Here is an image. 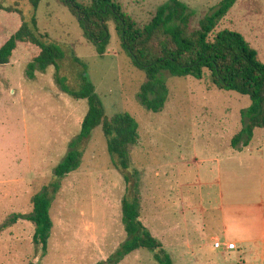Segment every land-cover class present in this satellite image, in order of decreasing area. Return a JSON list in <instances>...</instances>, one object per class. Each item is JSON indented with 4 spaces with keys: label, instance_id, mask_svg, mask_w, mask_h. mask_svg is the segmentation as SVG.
Here are the masks:
<instances>
[{
    "label": "rangeland",
    "instance_id": "rangeland-1",
    "mask_svg": "<svg viewBox=\"0 0 264 264\" xmlns=\"http://www.w3.org/2000/svg\"><path fill=\"white\" fill-rule=\"evenodd\" d=\"M167 1L118 0L139 27ZM180 1L193 12L196 28L222 0ZM36 18L40 34L71 49L86 66L106 116L127 114L137 123L139 141L130 158L139 177L142 224L174 264H221L213 237L234 243L212 233L219 229L223 205L264 203V129L253 131L241 156L231 147L249 98L217 90L208 73L196 80L164 72L160 78L167 101L160 112H148L138 98L145 75L121 50L112 26L110 44L99 56L77 20L56 0H41ZM19 24L16 15L0 11V45ZM222 30L241 34L264 64V0H238L214 32ZM35 52L19 46L10 64L0 67V264H98L126 240L121 223L125 184L100 127L85 143L79 169L61 181L52 200L53 229L44 257L33 243V225L22 219L32 211V198L51 182L87 112L85 100L59 90L53 67L36 72L32 80L26 76ZM66 59L65 73L70 64ZM201 240L212 247L199 249ZM245 249L238 264L264 263V245ZM238 257L234 253L231 260ZM120 264L157 263L140 249Z\"/></svg>",
    "mask_w": 264,
    "mask_h": 264
},
{
    "label": "trees",
    "instance_id": "trees-1",
    "mask_svg": "<svg viewBox=\"0 0 264 264\" xmlns=\"http://www.w3.org/2000/svg\"><path fill=\"white\" fill-rule=\"evenodd\" d=\"M77 20L85 39L103 56L110 44L113 27L121 50L131 64L145 75L138 98L148 112H160L167 101L162 73L177 78L202 80L205 73L219 91L234 92L251 101L241 111V130L231 141L240 152L248 145L255 129H264V64L243 36L230 30L214 32L238 0H222L217 8L192 28L193 12L180 0H168L159 6L150 22L139 27L122 9L118 0H56ZM41 0H0V11L16 15L18 28L0 45V67L10 64L19 46L36 49L27 65L26 76L54 68V82L59 90L74 100H85L87 112L79 134L70 141L69 150L55 167L48 186L32 198V211L22 219L34 227L33 243L44 257L53 229L50 207L61 181L79 169L85 143L97 128L106 140L114 169L121 175L125 193L121 200V223L126 240L106 261L120 264L129 254L144 249L157 264H174L162 243L140 221L138 172L131 167L130 152L139 141L138 125L127 114L108 118L103 104L87 79L86 66L71 49L54 42L37 29L36 12ZM26 5V6H24ZM69 59L64 71L63 62ZM20 217V216H18Z\"/></svg>",
    "mask_w": 264,
    "mask_h": 264
},
{
    "label": "crops",
    "instance_id": "crops-1",
    "mask_svg": "<svg viewBox=\"0 0 264 264\" xmlns=\"http://www.w3.org/2000/svg\"><path fill=\"white\" fill-rule=\"evenodd\" d=\"M242 155V151H235L236 154ZM241 165V163L239 164ZM229 175V174H228ZM220 199H223V194L219 195ZM221 215V223H219V229H215L212 233L222 234V237L226 241L234 242L235 249L228 250L227 243L220 241L219 237H213L216 240L213 246L217 255L215 258L221 259V264H238L239 260H242V256H245L246 247L251 248L252 245L261 243L264 245V203H247V204H228L223 205ZM199 249H206L212 247L211 243L206 240H201ZM236 253L239 257L235 261L231 260V255ZM189 255V254H188ZM214 258V259H215ZM245 262V261H244ZM249 264V263H245ZM250 264H253L251 262ZM264 264V263H262Z\"/></svg>",
    "mask_w": 264,
    "mask_h": 264
},
{
    "label": "built area",
    "instance_id": "built-area-1",
    "mask_svg": "<svg viewBox=\"0 0 264 264\" xmlns=\"http://www.w3.org/2000/svg\"><path fill=\"white\" fill-rule=\"evenodd\" d=\"M215 246H218V245L216 244ZM227 249H228V250H233V249H235L234 244H229V245L227 246Z\"/></svg>",
    "mask_w": 264,
    "mask_h": 264
}]
</instances>
